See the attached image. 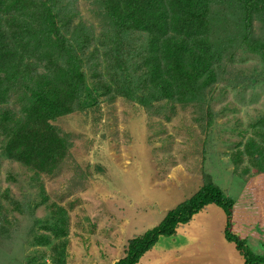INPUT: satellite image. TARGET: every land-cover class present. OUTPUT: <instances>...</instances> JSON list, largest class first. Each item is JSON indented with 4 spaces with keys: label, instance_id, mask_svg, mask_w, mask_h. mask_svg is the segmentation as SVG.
Masks as SVG:
<instances>
[{
    "label": "rangeland",
    "instance_id": "rangeland-1",
    "mask_svg": "<svg viewBox=\"0 0 264 264\" xmlns=\"http://www.w3.org/2000/svg\"><path fill=\"white\" fill-rule=\"evenodd\" d=\"M207 1L212 77L173 98L150 77L148 33L121 30L108 0H23L12 11L31 30L28 46L17 45V72L0 85V264H113L206 183L237 202L235 227L264 252V198L255 193L264 189V59L255 49L264 17L244 0ZM72 68L82 88L70 112L49 119L63 158L52 172L7 158L37 78ZM218 208L178 224L137 264H243Z\"/></svg>",
    "mask_w": 264,
    "mask_h": 264
},
{
    "label": "trees",
    "instance_id": "trees-1",
    "mask_svg": "<svg viewBox=\"0 0 264 264\" xmlns=\"http://www.w3.org/2000/svg\"><path fill=\"white\" fill-rule=\"evenodd\" d=\"M242 2L248 13L264 17V0ZM108 3L111 5L112 21L121 30L148 33L147 68L164 98L194 92L197 80L212 77L210 60L213 55L203 38L207 0H108ZM22 7L23 0H0V85L15 75L20 66L22 54L19 52L23 50H19L17 45L28 46L30 42L24 40L31 30L30 24L12 14V11L19 12ZM45 11L54 30L51 12L49 9ZM255 49L264 59V41L259 42ZM69 70L63 71V75L37 78L30 92L31 101L24 107L23 118L9 131L4 149L7 158L39 172H52L63 158L65 142L54 131L49 119L70 112L72 102L82 88L83 73L78 68L72 71V68L73 75ZM5 92L6 89L0 87V101L4 100ZM260 179L256 180L253 176L249 183H259ZM255 193L256 200L261 203L264 189ZM210 204L223 211L224 238L233 245L243 264H264V252H254L247 243V237L235 227L240 217L237 202L212 183L204 184L191 197L169 209L157 225L130 239L124 256L113 264H137L159 238L172 236L178 224L187 223Z\"/></svg>",
    "mask_w": 264,
    "mask_h": 264
},
{
    "label": "crops",
    "instance_id": "crops-1",
    "mask_svg": "<svg viewBox=\"0 0 264 264\" xmlns=\"http://www.w3.org/2000/svg\"><path fill=\"white\" fill-rule=\"evenodd\" d=\"M211 206H214V205H213V204L207 205L206 208H207V207H211ZM215 206H216V205H215ZM218 209H219V208H218ZM213 210H214V209H213ZM208 212H210V210H209ZM196 214H197V213H196ZM209 216L211 217V214H210ZM149 251H150V250H149ZM147 252H148V251H147ZM140 259H141V258H140Z\"/></svg>",
    "mask_w": 264,
    "mask_h": 264
}]
</instances>
